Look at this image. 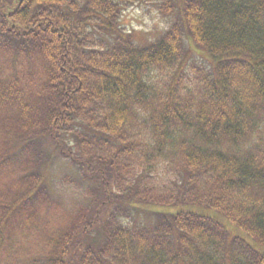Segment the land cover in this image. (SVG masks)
<instances>
[{
  "label": "trees",
  "instance_id": "trees-1",
  "mask_svg": "<svg viewBox=\"0 0 264 264\" xmlns=\"http://www.w3.org/2000/svg\"><path fill=\"white\" fill-rule=\"evenodd\" d=\"M137 6L177 14L146 42ZM2 182L27 264H264V0H0Z\"/></svg>",
  "mask_w": 264,
  "mask_h": 264
},
{
  "label": "rangeland",
  "instance_id": "rangeland-1",
  "mask_svg": "<svg viewBox=\"0 0 264 264\" xmlns=\"http://www.w3.org/2000/svg\"><path fill=\"white\" fill-rule=\"evenodd\" d=\"M176 14L177 13L175 12L170 18L164 20L162 15L154 10L153 7L143 9L137 6L130 8L128 12L123 14L122 24L126 28L128 34H134L135 37H140L147 42L153 40V38L166 29L169 25L168 20H172ZM69 170L70 165L62 158H57L52 162L50 169L48 168L46 172L49 188L52 190L56 197L54 198L58 202L54 205L51 204L48 214L46 215V218L50 219L51 225L59 224L61 221H64L65 216L73 211L74 205L78 202L76 199L78 196L77 192L67 184H63V178ZM9 172L10 171H6V175L3 178H8ZM2 184L3 182L0 183V200H2L4 194V198L7 194ZM2 192H4V194ZM9 196L11 197V194H9ZM5 200L9 203L8 199ZM145 218L146 219H144V217L140 219L146 223H153L154 221V218L151 217V215H146ZM98 231H101V229ZM0 234H3L1 228ZM22 235L24 234H18V236ZM32 238L36 240L34 236H32ZM17 241L16 246L13 249H9L8 246L11 245L5 241V239L0 240V264H27L29 255L27 249L28 247H34V245L29 244L28 242V244L23 247L22 244H26L27 241L26 238L23 237H18ZM30 242L35 243V241ZM18 249L21 251L19 252ZM36 249L37 248H34L31 251L30 256L37 255L35 253Z\"/></svg>",
  "mask_w": 264,
  "mask_h": 264
}]
</instances>
